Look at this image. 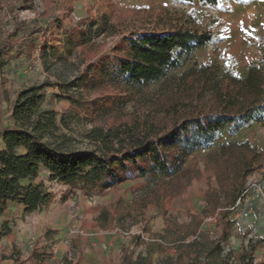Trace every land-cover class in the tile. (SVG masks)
Here are the masks:
<instances>
[{
	"label": "rangeland",
	"instance_id": "obj_1",
	"mask_svg": "<svg viewBox=\"0 0 264 264\" xmlns=\"http://www.w3.org/2000/svg\"><path fill=\"white\" fill-rule=\"evenodd\" d=\"M18 3L0 0V45L16 11L21 23L4 67L5 125L12 123L21 90L50 83L40 109H54L58 121L64 119L62 130L73 138V149L93 148L86 134L94 127L139 125L157 137L214 107L231 76L245 77L253 66L264 76V0H29L20 9ZM177 29L208 31L213 39L162 79L146 86L129 83L118 66L125 39ZM230 141L263 149L264 120L220 130L173 175L128 179L102 195L52 180L43 169L37 183H44L53 201L30 213L9 203L0 215V231L10 228L0 238V262L123 264L126 249L134 256L149 254L154 264L161 257L170 264H194L221 230L219 208L209 206L208 196L222 205L228 201L232 180H219L218 170L228 161L220 145ZM166 151L176 156L175 147ZM148 160L146 155L139 167H148ZM126 164L128 172L136 170ZM245 186L231 208L233 228L222 256L264 238V167L250 174ZM104 208L108 219L99 221ZM254 262L264 264V242L257 245Z\"/></svg>",
	"mask_w": 264,
	"mask_h": 264
},
{
	"label": "trees",
	"instance_id": "obj_2",
	"mask_svg": "<svg viewBox=\"0 0 264 264\" xmlns=\"http://www.w3.org/2000/svg\"><path fill=\"white\" fill-rule=\"evenodd\" d=\"M201 1L218 3V0ZM28 2L19 0L18 9ZM13 20L14 23L6 31L5 43L0 45V136L5 144L4 148H0V215L9 203L23 205L25 212L30 213L42 210L53 201V195L45 189L44 183L35 182L43 169L50 173L52 180L90 196L102 195L128 179L140 177L148 180L157 174L173 175L189 154L209 147L220 130L240 121L264 120V76L257 73L259 68L253 66L245 77L231 76L224 81L223 93L209 111L177 121L157 137H153L150 128L143 129L139 125L109 129L94 127L86 134L93 148H71L73 138L62 130L64 119L58 121V113L54 109H40L46 97V88L52 85L50 83L21 90L12 108V123L5 125L7 79L4 67L7 55L13 50L10 38L21 30L17 11ZM212 39V33L193 29L142 33L136 38L125 39V57L119 59L118 66L129 83L146 86L162 79L170 70L179 68L184 56ZM169 147L176 148L173 159L166 151ZM220 152L228 161H225V166L219 167L218 178L232 180L227 190L228 201L222 205L215 195H209L208 200L209 206L215 210L219 208L217 219L221 230L216 239L208 240L203 259L197 255L192 262L255 264L257 245L264 242V238L250 247L243 243L238 251L231 248V253L227 255L222 256L221 249L222 244L228 243L233 228L231 208L242 196L248 176L264 167V148L253 146L248 141H230L220 145ZM146 155L149 156L148 167H139L140 160ZM127 162L135 166L134 172H128ZM108 214L104 208L98 220L107 221ZM5 228V231H0V238L9 233L10 228ZM122 262L154 264L149 254L134 256L126 249L122 253ZM158 264L170 263L161 257Z\"/></svg>",
	"mask_w": 264,
	"mask_h": 264
},
{
	"label": "crops",
	"instance_id": "obj_3",
	"mask_svg": "<svg viewBox=\"0 0 264 264\" xmlns=\"http://www.w3.org/2000/svg\"><path fill=\"white\" fill-rule=\"evenodd\" d=\"M0 137H1V136H0ZM4 147H5V144H4L3 139H2V137H1V139H0V148H4ZM35 182L37 183V179L35 180ZM50 204H51V203H50ZM50 204H49V205H50ZM58 226H60L59 223H58V224H57V223H54V224H53V229H54V228L58 229V228H57Z\"/></svg>",
	"mask_w": 264,
	"mask_h": 264
}]
</instances>
